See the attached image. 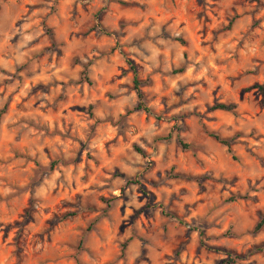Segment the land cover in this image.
I'll return each mask as SVG.
<instances>
[{"label":"rangeland","instance_id":"1","mask_svg":"<svg viewBox=\"0 0 264 264\" xmlns=\"http://www.w3.org/2000/svg\"><path fill=\"white\" fill-rule=\"evenodd\" d=\"M262 85L264 0H0V264H264Z\"/></svg>","mask_w":264,"mask_h":264},{"label":"trees","instance_id":"2","mask_svg":"<svg viewBox=\"0 0 264 264\" xmlns=\"http://www.w3.org/2000/svg\"><path fill=\"white\" fill-rule=\"evenodd\" d=\"M232 23V21L230 22V24ZM230 24L228 26H230ZM182 42V41H180ZM132 70H134L133 67H131ZM83 80L85 81V83L87 85L90 84V81L88 80V78L84 77ZM134 85H135V88L137 90V95H138V99L141 101L142 100V95L140 94V92L138 91V86H139V83L134 80ZM260 92L263 90L264 88V85L262 86H259V87H256ZM136 110H143L145 111V107L143 106L142 103H139L136 107ZM212 110H215V111H221V112H228V113H234L235 110H236V107L235 105L233 104H228V105H225V104H214L213 107H212ZM213 138L222 146L228 148V151H229V143L225 140H221L218 136L214 135ZM183 148H185V146L183 145ZM136 152H138L139 154H142V151L140 149H135ZM230 152V151H229ZM232 160L233 161H237L235 157H232ZM233 200V199H232ZM162 213L170 218V219H175L173 215H171L170 213H166L165 211H162ZM68 216H72V214L68 215ZM264 227V218H261L257 224L254 226L253 228V232H258L259 230H261L262 228ZM126 244L127 243H124L123 244V248L126 247ZM258 251H262L264 250V248H260V249H257ZM239 257H231V256H228L226 259L222 260L220 262V264H238V261H239Z\"/></svg>","mask_w":264,"mask_h":264}]
</instances>
